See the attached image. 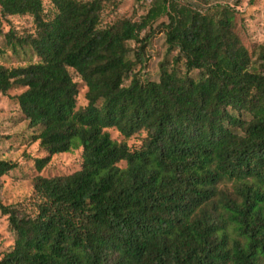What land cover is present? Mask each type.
<instances>
[{"label": "trees", "instance_id": "obj_1", "mask_svg": "<svg viewBox=\"0 0 264 264\" xmlns=\"http://www.w3.org/2000/svg\"><path fill=\"white\" fill-rule=\"evenodd\" d=\"M46 1L0 0V18L33 24L4 43L35 56L0 63V93L22 88L37 171L77 147L78 166L35 174L29 207L0 203L12 234L0 264H264V41L243 43L238 9L147 0L101 25L103 0ZM156 31L165 55L142 78ZM16 165L0 156V176Z\"/></svg>", "mask_w": 264, "mask_h": 264}, {"label": "rangeland", "instance_id": "obj_2", "mask_svg": "<svg viewBox=\"0 0 264 264\" xmlns=\"http://www.w3.org/2000/svg\"><path fill=\"white\" fill-rule=\"evenodd\" d=\"M47 6V1L43 0ZM196 7L204 8L214 1L226 2L239 11L237 30L244 44L248 47L264 41V0H186ZM147 6V0H103L100 11V24H107L119 17L137 18ZM12 28L16 34L32 31L33 24L29 15H10L0 18V63L12 66L33 61L35 56L27 47L16 46L12 50L4 43L3 31ZM163 34L156 31L144 48L145 60L139 68L142 78L157 79L158 63L165 55ZM77 82L76 106L85 104V85L78 75L72 72ZM21 87H11L6 94L0 93V156L15 160L17 165L0 176V203H22L29 207L32 195V177L39 173L52 175L69 172L78 166L80 148L53 153L46 164L37 171L32 162L35 156L44 154L37 140L29 138L30 129L27 120L17 108L14 95ZM110 136L121 140L123 137L113 128L108 127ZM142 132L132 134L124 140L133 146L139 142ZM12 234L7 230L6 217L0 213V251L10 245Z\"/></svg>", "mask_w": 264, "mask_h": 264}]
</instances>
